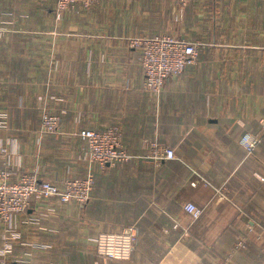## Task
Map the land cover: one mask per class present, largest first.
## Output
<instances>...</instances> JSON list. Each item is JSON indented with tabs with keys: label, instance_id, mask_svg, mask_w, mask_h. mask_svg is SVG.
<instances>
[{
	"label": "crops",
	"instance_id": "obj_1",
	"mask_svg": "<svg viewBox=\"0 0 264 264\" xmlns=\"http://www.w3.org/2000/svg\"><path fill=\"white\" fill-rule=\"evenodd\" d=\"M181 3L97 0L58 17L54 0H0V168L63 185L89 167L75 132L109 125L134 155L92 164L85 206L33 199L0 225V264H264V0H188L179 16ZM162 33L203 46L157 95L129 38ZM43 103L60 133L40 134ZM246 132L260 136L252 154ZM155 142L177 157L154 159ZM126 225L131 256L98 253Z\"/></svg>",
	"mask_w": 264,
	"mask_h": 264
},
{
	"label": "built area",
	"instance_id": "obj_2",
	"mask_svg": "<svg viewBox=\"0 0 264 264\" xmlns=\"http://www.w3.org/2000/svg\"><path fill=\"white\" fill-rule=\"evenodd\" d=\"M58 17L62 12L77 6H92L97 0H54ZM187 0H182L186 4ZM132 47L141 49V63L145 73L146 88L159 95L164 82L170 75L183 73L189 64L196 63L202 42L183 39L173 34L131 36ZM41 135L60 133L61 120L57 113L50 111L44 103L41 105ZM75 134L87 144L89 167L84 176L67 179L59 185L49 179H43L37 171L23 173L18 180H12L8 168H0V225L10 227L14 216L30 207L33 199L48 200L57 198L60 202L77 203L85 206L91 200L96 174L92 164L101 166L131 160V154L123 143V132L118 125H109L103 129L80 128ZM247 154H252L260 143V136L246 132L240 139ZM152 157L156 160L175 159L177 154L171 146L159 142L153 144ZM197 185V181H193ZM185 209L194 218L203 210L194 202H187ZM138 228L126 225L117 232H104L97 238L98 253L109 258H129L136 247ZM240 245L242 242H239ZM11 243L6 242L3 254L11 251Z\"/></svg>",
	"mask_w": 264,
	"mask_h": 264
},
{
	"label": "rangeland",
	"instance_id": "obj_3",
	"mask_svg": "<svg viewBox=\"0 0 264 264\" xmlns=\"http://www.w3.org/2000/svg\"><path fill=\"white\" fill-rule=\"evenodd\" d=\"M187 3H188V0H187ZM187 3L185 5L181 3V5H180V11H179V16H181L183 14L184 8L187 5ZM176 18L179 19L177 16H176Z\"/></svg>",
	"mask_w": 264,
	"mask_h": 264
}]
</instances>
